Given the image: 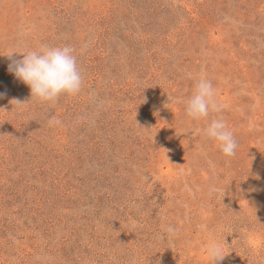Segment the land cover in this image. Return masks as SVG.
<instances>
[{
  "label": "rangeland",
  "instance_id": "rangeland-1",
  "mask_svg": "<svg viewBox=\"0 0 264 264\" xmlns=\"http://www.w3.org/2000/svg\"><path fill=\"white\" fill-rule=\"evenodd\" d=\"M41 45L76 49L77 95L8 71ZM201 75L223 109L194 120ZM0 93V264H264V0H0Z\"/></svg>",
  "mask_w": 264,
  "mask_h": 264
},
{
  "label": "clouds",
  "instance_id": "clouds-1",
  "mask_svg": "<svg viewBox=\"0 0 264 264\" xmlns=\"http://www.w3.org/2000/svg\"><path fill=\"white\" fill-rule=\"evenodd\" d=\"M13 53L16 52L8 54L11 60L8 71L29 86L31 98L48 102L55 101L64 94L74 96L80 92L83 76L74 47L41 45L35 49L20 52L23 54L21 59H13ZM187 75L189 79L192 78L191 73ZM3 95L4 93H0V97ZM183 104L186 115L194 120L207 118L211 113H219L223 109V105L217 100L212 81L203 75L195 80L193 92L186 101H183ZM60 124L61 121L56 117L49 119L50 126ZM203 135L216 142L223 155H235L237 142L234 132L224 119H211L203 129ZM178 231V227L168 225L163 230L164 235L161 238H172ZM206 251L210 264H218L228 255L219 242H210Z\"/></svg>",
  "mask_w": 264,
  "mask_h": 264
}]
</instances>
